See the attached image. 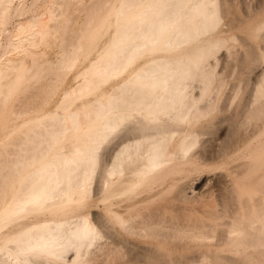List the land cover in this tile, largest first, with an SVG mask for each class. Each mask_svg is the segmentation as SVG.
Here are the masks:
<instances>
[{
	"label": "bare ground",
	"instance_id": "6f19581e",
	"mask_svg": "<svg viewBox=\"0 0 264 264\" xmlns=\"http://www.w3.org/2000/svg\"><path fill=\"white\" fill-rule=\"evenodd\" d=\"M0 264H264V0H0Z\"/></svg>",
	"mask_w": 264,
	"mask_h": 264
},
{
	"label": "rangeland",
	"instance_id": "374dc122",
	"mask_svg": "<svg viewBox=\"0 0 264 264\" xmlns=\"http://www.w3.org/2000/svg\"><path fill=\"white\" fill-rule=\"evenodd\" d=\"M244 1L249 2V3H251L252 5L255 4V3L260 2V0H244ZM251 1H252V2H251ZM254 7H255V5H254ZM257 7H258V6H257ZM255 8H256V7H255ZM221 51H222V50H221ZM260 69H261V67L259 66V67L255 68L254 70H252V71L249 72L250 75H248V78H249L250 82H253V81L255 80L256 75L258 74V72L260 71ZM252 80H253V81H252ZM200 181H203V180H202V179H199V180L197 181V184H198V183H201Z\"/></svg>",
	"mask_w": 264,
	"mask_h": 264
}]
</instances>
